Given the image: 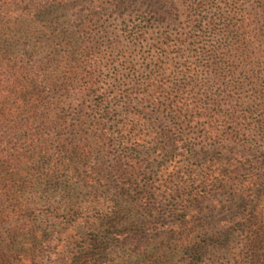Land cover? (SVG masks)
<instances>
[{
  "label": "trees",
  "instance_id": "16d2710c",
  "mask_svg": "<svg viewBox=\"0 0 264 264\" xmlns=\"http://www.w3.org/2000/svg\"><path fill=\"white\" fill-rule=\"evenodd\" d=\"M94 3L0 0V264L197 263L191 215L231 188L218 245L264 264V151L240 93L264 73V0Z\"/></svg>",
  "mask_w": 264,
  "mask_h": 264
},
{
  "label": "rangeland",
  "instance_id": "374dc122",
  "mask_svg": "<svg viewBox=\"0 0 264 264\" xmlns=\"http://www.w3.org/2000/svg\"><path fill=\"white\" fill-rule=\"evenodd\" d=\"M93 1L95 2L94 4H96L95 6H99V4L105 2L106 0ZM107 8L108 7H105L103 10H107ZM111 11V8L108 9V11H103V15L109 16ZM107 18L108 17H104V19ZM79 19L80 18H75V27L80 25ZM108 25L110 26V22ZM113 27L121 28L117 21L113 24ZM105 40L107 41V39ZM139 50V48L135 49L131 45H125V51L129 54H133V52H135L130 59H135V61L133 60L134 62L143 64V60L141 58L142 55L139 53ZM240 81L242 80L239 79V82ZM253 84L254 85H248L240 90L241 95L246 100L245 107L247 108L250 106L248 108L250 110H247L248 120L244 125L246 126L252 124V126L247 127L248 129L244 127L242 133H244V139L247 138L248 142L251 143V146L249 147L261 152L264 151V121L262 120L263 116L261 117L264 113V100H255L256 97L253 95L264 88V73L261 74L258 79L254 80ZM150 160L154 161L156 160V157L153 156ZM157 161H160V159L157 158ZM195 161L196 159L192 160L191 163H195ZM221 168L223 171L231 170V165L227 159L222 160ZM236 195L237 191L234 188L213 194L207 200L203 201L191 215L195 229L194 233L191 234V239H194L195 241L199 239H207L208 241L199 262L193 263L194 258L192 254H189L190 251H188V254L187 251H179L174 256H170V262L165 264H233V261L231 260V254L233 252L232 249L223 248L218 245V242L222 240L220 235L233 225L235 221V214L238 211V206L242 204L235 198ZM13 225L14 224L2 225L0 227L1 235L6 237L9 231L12 230ZM43 225L44 228L51 227V222L46 220ZM69 233L70 231L67 232V235H69ZM241 237L240 233H237L231 245L233 247L238 245Z\"/></svg>",
  "mask_w": 264,
  "mask_h": 264
}]
</instances>
